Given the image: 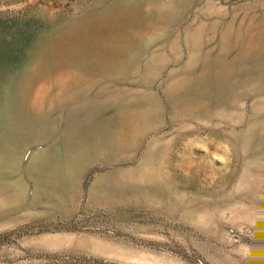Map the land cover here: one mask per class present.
I'll return each mask as SVG.
<instances>
[{
  "label": "rangeland",
  "instance_id": "1",
  "mask_svg": "<svg viewBox=\"0 0 264 264\" xmlns=\"http://www.w3.org/2000/svg\"><path fill=\"white\" fill-rule=\"evenodd\" d=\"M0 264H264V0H0Z\"/></svg>",
  "mask_w": 264,
  "mask_h": 264
}]
</instances>
